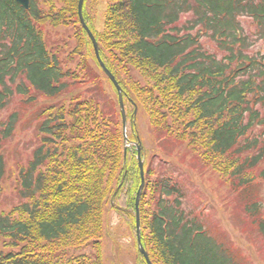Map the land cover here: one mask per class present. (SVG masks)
<instances>
[{
	"label": "trees",
	"instance_id": "16d2710c",
	"mask_svg": "<svg viewBox=\"0 0 264 264\" xmlns=\"http://www.w3.org/2000/svg\"><path fill=\"white\" fill-rule=\"evenodd\" d=\"M65 3L76 17L78 0ZM45 13L36 0L28 9L0 0V110L14 98L21 106H37L38 138L18 168L20 202L0 211V264H103L105 200L136 238V149L127 148L124 160L121 115L99 66L96 71L82 57L78 32L53 40L45 35L46 25H66V11ZM241 18L251 20L264 43V0H115L106 9L104 31L91 29L130 120L140 106L158 144L198 141L197 154L219 159L235 191L264 179V169L252 175L264 161V131L255 133L257 126L264 128V55L247 53ZM72 23L80 28L76 19ZM205 37L221 58L203 49ZM62 96L53 104L41 102ZM18 116L13 110L0 124V186L7 173L1 144L12 138ZM142 157L141 242L152 264H246L232 241L211 231L206 206H185L176 170L170 164L163 170L161 159L154 168ZM247 203L264 241L259 203ZM138 262L146 264L139 253Z\"/></svg>",
	"mask_w": 264,
	"mask_h": 264
},
{
	"label": "rangeland",
	"instance_id": "374dc122",
	"mask_svg": "<svg viewBox=\"0 0 264 264\" xmlns=\"http://www.w3.org/2000/svg\"><path fill=\"white\" fill-rule=\"evenodd\" d=\"M36 1L40 5L43 13L46 12L45 14L49 12V14L54 15L58 11H66V14H64V23L66 25L57 27L46 25L45 35L49 37V40H53L54 38L61 39L62 37H69L70 35H74L75 32H78L77 39L80 40L82 57L89 60L90 65L97 71L99 64L95 57L91 39L87 31L81 27L78 17V8L77 16L70 17L71 13H67L70 8L69 6L67 7L65 0ZM114 1L115 0H84L82 13L84 9L87 20L84 17V13L83 18L90 31L91 29L96 30L98 33L104 31L106 9L108 5ZM75 19L78 21L80 28L85 32V36L80 32V28L78 29V27L72 23ZM241 24L245 31L244 33L246 36H249L247 53L253 58L262 57L264 55V43L254 34L255 27L251 23V20L241 18ZM85 37L91 42V45L87 43ZM95 40L97 41L96 38ZM201 44L203 49L207 52L212 54L215 53L219 58L223 56V53L216 48L213 41L209 38H202ZM74 45L77 44L75 43ZM100 70L97 72L105 79L104 85L107 93L112 99L116 112L118 110L121 115L117 90L108 77L102 73L103 71L101 70V72ZM64 98L65 97L62 96L52 100L44 99L41 102L53 104L55 101ZM122 102L124 116L126 118V137H130L132 133L130 127L131 124H133V132H135L142 144V154H144L145 162L151 163L154 168L155 166L153 164L160 166L158 163L160 159L164 162L163 168L166 164H170V168L173 167L174 170H176L179 183L183 187L185 193V206L189 208L200 207V204L203 207L206 206L205 211H207V217L205 222L210 226L211 231L219 235H225L228 240L232 241L234 246L241 250L243 261L246 264H264L263 237L260 232H258V229H256L255 223L249 215H247L245 209V206L248 204L247 200L256 199L257 203H259V206H257L258 212L264 215V179L257 178L253 183L247 185V189L235 191L233 187L230 186L229 179L224 177L225 175L220 167L219 159L211 160L210 158L200 156L201 154H197L198 151H202V149L196 146L198 141L192 142L191 145L187 143L182 145L177 144L176 141L173 143L170 142L169 144L166 143L167 145L158 144L155 133L150 126V119L141 107L136 106L134 108L130 120V117H128V110L125 108L126 105L123 100V93ZM36 108L37 106L33 108L21 106L18 100L14 98L9 105L0 110V124L4 122L11 111L15 110L19 114V120L12 138L4 140L1 144V152L4 154L6 160L7 173L0 186V211L8 212L20 202L18 192L15 191L18 168H20L21 164H25L28 161L33 149L38 144V138L34 130L36 124L34 121L36 111L34 110H36ZM260 111L261 114L264 115V107H261ZM118 119L122 126L123 133V125L121 123L122 115L118 117ZM263 131L264 128L262 126H257L255 133L257 135H262ZM197 137L200 138L199 136ZM206 149L205 147L203 151H206ZM123 157L125 160L126 152H123ZM166 169L167 167L163 170ZM262 169H264V161L253 170L252 175L258 176ZM102 207V236L100 239V247L102 249L103 264H139L137 241L130 226L111 208L108 199L104 201ZM85 252L90 253V248L87 247ZM76 253L77 251L74 252V254Z\"/></svg>",
	"mask_w": 264,
	"mask_h": 264
},
{
	"label": "water",
	"instance_id": "95a60500",
	"mask_svg": "<svg viewBox=\"0 0 264 264\" xmlns=\"http://www.w3.org/2000/svg\"><path fill=\"white\" fill-rule=\"evenodd\" d=\"M19 5L23 6L25 9L28 8L29 6V0H15ZM83 2L84 0H78V17H79V21L81 26L87 31L93 48H94V53H95V57L99 63L100 68L102 69V71L107 75V77L110 79V81L113 83V85L115 86L117 93H118V102H119V107H120V111H121V115H122V125H123V134H124V153L126 151V147L127 145H130V143H127V137H126V118L124 116V109H123V102H122V89L120 87V85L118 84L117 80L115 79L114 75L106 68V66L104 65V63L102 62L100 55H99V47L98 44L92 34V32L90 31V29L88 28V26L86 25L84 18H83V14H82V7H83ZM136 149H137V160H138V168H139V174H140V184L139 187L137 189L136 192V196H135V221H136V238H137V246H138V250L140 252V254L143 255L145 261L147 264H151L147 252L145 251L142 243H141V235H140V223H139V201H140V196H141V192L144 186V170H143V159H141L140 157V145L138 143H135Z\"/></svg>",
	"mask_w": 264,
	"mask_h": 264
}]
</instances>
